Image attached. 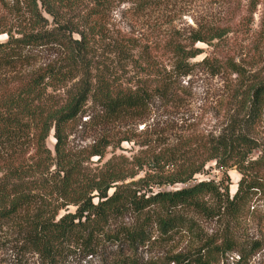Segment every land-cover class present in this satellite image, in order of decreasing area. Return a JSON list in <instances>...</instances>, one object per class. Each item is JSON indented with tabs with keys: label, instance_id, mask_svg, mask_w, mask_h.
Returning a JSON list of instances; mask_svg holds the SVG:
<instances>
[{
	"label": "trees",
	"instance_id": "1",
	"mask_svg": "<svg viewBox=\"0 0 264 264\" xmlns=\"http://www.w3.org/2000/svg\"><path fill=\"white\" fill-rule=\"evenodd\" d=\"M160 3L0 0V34L6 36L0 42V234L16 239L21 258L69 264L77 255L103 253L99 264H148L136 259L139 248L181 232L195 235L197 247L166 264H216L233 252L235 264H248L260 249L258 243L238 244L231 226L264 190L252 137L264 109V53L252 71L226 58L194 63L202 54L195 44L214 49L231 34L227 27L199 30L153 49L170 56L167 72L151 49L121 33L111 36L108 28L118 6L143 14ZM196 68L214 77L235 75L219 133L172 137L130 128L148 119L156 101L182 107L179 80ZM85 116L84 125L98 135L86 147L75 146L71 137ZM123 143L137 147L136 155L103 161ZM210 164L224 175L238 172L232 195L222 182H194ZM177 185L183 187L161 190ZM215 219L227 226L217 234L200 232V222Z\"/></svg>",
	"mask_w": 264,
	"mask_h": 264
},
{
	"label": "rangeland",
	"instance_id": "2",
	"mask_svg": "<svg viewBox=\"0 0 264 264\" xmlns=\"http://www.w3.org/2000/svg\"><path fill=\"white\" fill-rule=\"evenodd\" d=\"M3 13L0 9V32L3 29L2 19L5 16ZM263 25L264 0H161L158 7L143 14L134 13L127 4L118 6L111 14L108 28L111 36L121 33L136 41L141 47L151 49L152 57L157 60V64L168 72L171 65L170 56L165 55L163 51L155 52L153 49L171 41L186 40L199 30L207 32L214 28L227 27L230 28L231 34L218 43L216 48L195 44L194 47L201 50L202 54L192 62L198 63L206 56L216 57L218 60L226 58L233 60L245 71H252L259 68L258 62L261 60V54L264 53ZM5 40L6 36L0 34V42ZM111 42L109 41V46ZM105 58L109 64L112 57L108 55ZM131 70L127 67L125 72ZM235 83V75L221 74L214 77L202 68H196L191 75L179 80V87L184 95L182 107L166 108L156 101L151 106L146 121L129 126L137 132L155 131L172 137L180 136L178 134L216 135L225 127L227 111L224 104ZM88 114L90 116V110ZM88 119V116L81 119L79 132L71 137L75 146L86 147L92 144L98 135L94 129L84 125ZM252 137L258 146L253 158L260 160L264 174V109ZM47 146L51 148V138L47 141ZM120 148L121 150L116 151L109 149L103 161L108 160L112 155L130 158L138 152V148L132 144L123 143ZM96 162L97 158L91 159L92 164ZM239 178L240 175L235 169L228 170L224 175L222 171L214 168V164H210L205 168L204 175L196 176L194 182L207 180L222 182L228 185L232 195ZM181 187L183 186L177 185L161 190L168 191ZM73 211V208L68 209V212L73 213ZM226 226L227 223L219 219L202 221L200 232L205 235L217 234ZM231 231L235 241L241 246L251 243L260 245V249L251 256L248 264H264V190L256 193L249 213L237 223H232ZM194 236L181 232L171 241L139 248L135 257L140 263L166 264L171 256L190 255L197 247ZM102 255L100 253L92 259L77 255L68 261L69 264H99L103 259ZM237 259V253L233 252L219 259L216 264H235ZM0 264L41 263L36 256L27 255L21 258L16 239L10 233H5L0 234Z\"/></svg>",
	"mask_w": 264,
	"mask_h": 264
}]
</instances>
